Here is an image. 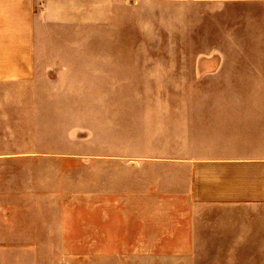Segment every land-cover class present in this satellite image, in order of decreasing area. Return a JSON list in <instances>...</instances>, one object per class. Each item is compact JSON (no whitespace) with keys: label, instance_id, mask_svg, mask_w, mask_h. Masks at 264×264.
Returning a JSON list of instances; mask_svg holds the SVG:
<instances>
[{"label":"crops","instance_id":"0c3cea01","mask_svg":"<svg viewBox=\"0 0 264 264\" xmlns=\"http://www.w3.org/2000/svg\"><path fill=\"white\" fill-rule=\"evenodd\" d=\"M0 132L90 141L77 241L264 264V0H0Z\"/></svg>","mask_w":264,"mask_h":264},{"label":"rangeland","instance_id":"374dc122","mask_svg":"<svg viewBox=\"0 0 264 264\" xmlns=\"http://www.w3.org/2000/svg\"><path fill=\"white\" fill-rule=\"evenodd\" d=\"M9 135L16 139H9ZM23 136V132H0V264H249L244 259L169 258L168 255L177 254L157 250L154 259L156 245L137 243L129 234H125L123 242L77 241L88 239L82 233L88 229H82L78 223H89L91 208L78 207L79 200L88 198L86 193L98 181L96 172L100 166L93 159L89 160L93 158L90 156L93 153L89 152L90 141L82 139L80 147L75 149H86L84 158L74 157L72 148L65 149L59 158L55 155L8 156L14 151L32 149L12 146L15 142L25 144ZM137 150L129 148L131 154ZM144 151L147 155L155 154L156 149L147 147ZM145 171L146 183L156 177V174L148 173L156 172V169L146 168ZM130 231L136 232V229ZM95 239L104 240V237Z\"/></svg>","mask_w":264,"mask_h":264}]
</instances>
